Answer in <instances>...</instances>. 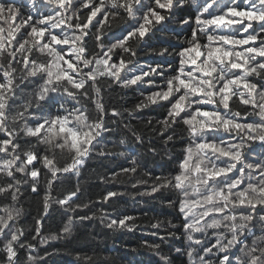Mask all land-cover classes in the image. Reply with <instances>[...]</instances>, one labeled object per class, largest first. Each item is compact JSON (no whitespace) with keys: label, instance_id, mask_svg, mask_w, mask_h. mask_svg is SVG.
<instances>
[{"label":"snow or ice","instance_id":"6c2138e0","mask_svg":"<svg viewBox=\"0 0 264 264\" xmlns=\"http://www.w3.org/2000/svg\"><path fill=\"white\" fill-rule=\"evenodd\" d=\"M174 21L181 27L168 29ZM0 22V264H46L41 245L72 243L74 228L94 218L83 210L125 194L106 188L93 199L82 172L90 159L119 156L111 179L134 176L141 153L131 142L143 147L144 137L124 124L130 141L108 138L123 112L150 106L166 110L153 129L164 145L184 147L169 156L174 168L131 187L141 197L172 195L162 203L178 211L183 243L171 252L187 264H264V154L249 151L264 144V0H0ZM166 29L184 37L174 52L156 46ZM139 85L150 91L131 110L112 95ZM146 151L158 152L152 141ZM29 198L39 202L30 230L18 223ZM135 219L112 212L101 223L131 232ZM151 227L143 234L180 239ZM75 264L98 258L81 252Z\"/></svg>","mask_w":264,"mask_h":264},{"label":"trees","instance_id":"16d2710c","mask_svg":"<svg viewBox=\"0 0 264 264\" xmlns=\"http://www.w3.org/2000/svg\"><path fill=\"white\" fill-rule=\"evenodd\" d=\"M17 4H21L22 0H15ZM26 9L22 8V11ZM188 15L187 11L178 12V16ZM2 23V22H0ZM181 25L173 22L168 25V29H179ZM166 29L163 32L157 33V48H168L169 52H174L172 47L177 44L179 40L184 37L180 36L176 31H169ZM173 57H169L171 60ZM139 62L142 65L152 64L153 59L147 56H139ZM154 66V65H153ZM147 70V69H145ZM145 79H148L147 77ZM150 89L146 85L133 86L129 89L116 88L112 93L114 98L120 99V104L125 109L131 110L133 106L143 99L144 95L149 93ZM239 106V105H238ZM68 107H71L69 102ZM165 108L150 106L140 111H133L131 115L127 111L122 113V117L117 125H111L112 135L109 136L111 141H119L122 137L130 141L128 130L124 128V124H128L129 128L136 129L137 133L144 137V146L138 142H131V146L136 148L141 156L138 159L141 161V166L138 168L134 176L120 175L112 180L114 172L118 171V166L123 164L125 157L114 156L109 159L94 158L90 159L86 164L82 174L88 178L85 182L88 195L93 199L99 200L100 194L106 188H119L125 194L112 202L104 204L101 208L97 203L90 206L89 209L83 210L89 215L95 213L94 218L85 221L84 224L78 225L74 228L73 236L76 237L72 243H66L64 240L49 241L47 245H41V248H47L46 264H75V257L81 252L91 254L93 251L98 258V264H161L162 256H171L172 264H187L186 258L177 257L175 253L171 252L173 245L179 246L183 243L182 229L180 227H173V225H180L182 223L181 217L175 208L165 206L163 201L172 199V195L167 190L155 194L154 197H141L137 193L143 191V188L133 189L131 184L137 180L147 181L152 183V178L148 174L158 175L162 171H169L175 165L169 160L170 155L179 156L181 149L184 147V141H178L175 145H164L163 139L155 134L153 129L158 127V121L165 118ZM151 121V127L147 121ZM118 131V132H117ZM181 129H177L180 132ZM152 141L153 146L158 150L157 155L146 151L148 142ZM129 144L107 145V150L112 152L126 151ZM168 152H165V149ZM98 150H104L103 148ZM251 156L259 158L264 154V144L260 141H254L249 146ZM68 159L67 154L60 159L63 163ZM145 164L147 171L145 170ZM97 174L106 176L109 179L106 182H101L96 179ZM24 215L19 220V225L26 229H31L33 226V218L36 215V210L39 207V202L36 199L29 198L23 201ZM125 213L136 217L135 229L131 232L122 230H110L105 227V223H101L105 213ZM80 214H83L80 213ZM59 217V214H57ZM171 221L172 224H169ZM160 223L161 234L165 232H174L179 240L161 241L151 235H144L155 231L152 229V224ZM59 227V220L52 222L49 227V232L55 234ZM211 231V230H209ZM48 233H45L47 235ZM68 239H72L69 237ZM147 241L149 244H159L160 247H147L143 243ZM41 255H44L41 252ZM3 259L0 254V260ZM21 260H23V252L21 253Z\"/></svg>","mask_w":264,"mask_h":264},{"label":"bare ground","instance_id":"6f19581e","mask_svg":"<svg viewBox=\"0 0 264 264\" xmlns=\"http://www.w3.org/2000/svg\"><path fill=\"white\" fill-rule=\"evenodd\" d=\"M118 132V131H117ZM88 178V177H87Z\"/></svg>","mask_w":264,"mask_h":264}]
</instances>
